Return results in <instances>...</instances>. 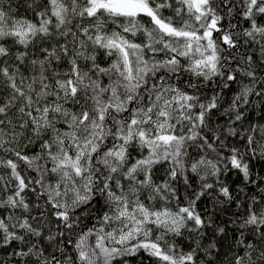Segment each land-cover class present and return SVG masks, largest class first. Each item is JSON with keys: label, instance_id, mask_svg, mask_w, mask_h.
Listing matches in <instances>:
<instances>
[{"label": "snow or ice", "instance_id": "6c2138e0", "mask_svg": "<svg viewBox=\"0 0 264 264\" xmlns=\"http://www.w3.org/2000/svg\"><path fill=\"white\" fill-rule=\"evenodd\" d=\"M137 262L264 264V0H0V264Z\"/></svg>", "mask_w": 264, "mask_h": 264}, {"label": "trees", "instance_id": "16d2710c", "mask_svg": "<svg viewBox=\"0 0 264 264\" xmlns=\"http://www.w3.org/2000/svg\"><path fill=\"white\" fill-rule=\"evenodd\" d=\"M16 2H17V0H13V3H14V4H15ZM165 14H168V13L166 12ZM139 39H142V38H138L137 42H139ZM101 61L104 62V63L107 62V61L104 60L103 57L101 58ZM233 87H235V86H233ZM226 94L229 95V96L231 95V93H226ZM250 118H251V116H250ZM214 119H215V118H214ZM256 171H261V168H260L259 165L256 166ZM162 179H163V172H162L160 169H158V170H157V181L159 182V181L162 180ZM238 182H239V181H238V179H237V177H236L235 175H233V176L228 180V183H229L231 186H234V184H235V183H238ZM192 183H193L194 186H195V184L197 183L195 177L192 178ZM178 190H179V192H180V195H181V198H182V199H183V197H184L185 195H189L190 192H191V189H188L187 191L185 190V187H184L182 181L179 182ZM198 207H199L200 209H203V208H205V207H208V208L210 209V208H211V205H210V204L207 202V200L205 199V200L201 201V202L198 204ZM232 211H236V209L233 207V208H232ZM217 219H218V220H226V219H228V216L225 215V214L220 213V214H218ZM231 235H232V234L229 233V240L231 239ZM224 243H225V245H226L227 241H225ZM137 264H138V262H137Z\"/></svg>", "mask_w": 264, "mask_h": 264}]
</instances>
